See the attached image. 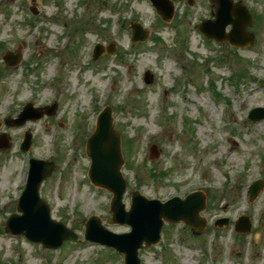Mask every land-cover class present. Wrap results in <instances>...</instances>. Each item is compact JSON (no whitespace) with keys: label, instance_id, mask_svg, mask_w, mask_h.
Masks as SVG:
<instances>
[{"label":"rangeland","instance_id":"rangeland-1","mask_svg":"<svg viewBox=\"0 0 264 264\" xmlns=\"http://www.w3.org/2000/svg\"><path fill=\"white\" fill-rule=\"evenodd\" d=\"M84 1L36 0L39 14L32 18L31 0H0V134L6 132L11 144L0 149V264L124 263L122 254L84 239L93 214L114 232L129 231L106 222L112 193L95 189L87 174L86 141L106 105L121 136L127 208L132 190L166 199L215 188L204 190V232L197 236L183 222L165 223L159 243L140 251L141 264H264V189L249 199L252 182L264 178V119L248 117L252 108L264 107V0H242L254 15L249 31L256 40L248 49L202 39L198 25L213 17L209 0H176L170 23L147 0ZM134 20L147 38L132 45ZM96 43H113L114 50L94 60ZM7 50L21 55L16 66L5 64ZM56 62L61 68L54 78ZM27 101L56 103L57 109L21 125L1 119L8 113L20 118ZM28 129L33 142L21 152ZM152 145L155 159L149 157ZM30 156L55 161L40 195L52 218L77 232L76 242L45 249L3 231L16 211ZM243 213L256 217L249 236L234 234V225L214 226L218 216Z\"/></svg>","mask_w":264,"mask_h":264},{"label":"water","instance_id":"water-1","mask_svg":"<svg viewBox=\"0 0 264 264\" xmlns=\"http://www.w3.org/2000/svg\"><path fill=\"white\" fill-rule=\"evenodd\" d=\"M153 1L163 18L169 20L172 16L170 1ZM214 1L218 5L216 20L205 22L201 29L206 34L211 35V37H216L219 40H229L235 45L252 43L254 37H250L246 31V26L249 24L251 16L246 14V11L240 7V4L234 5L232 3L231 6V0ZM232 15H235V17ZM228 23L233 24V29L229 34L225 32V27ZM134 28L136 39H144L146 34L142 31L141 27L136 25ZM101 50V48H98L97 55L101 53ZM6 60L10 64H15L18 57L13 58L8 53ZM151 79V76L148 74L146 77L147 82H150ZM42 115L43 111L41 109H35L32 105H29L27 111L22 114L19 123L24 122L27 118L36 119ZM249 116L253 120L264 118V108L252 110ZM2 137L0 147H9L7 136L2 135ZM30 145L31 136L27 133L23 149H28ZM88 153L93 163L90 171L92 180L96 184L114 192L111 207L114 216L109 221L114 222L117 218H120L131 222L134 227L130 233L114 234L101 225L97 216H93L86 224L85 237L88 240L113 244L118 250L125 253V264H140L138 248L142 247L143 241L145 240L147 245H150L159 240L163 225L162 217L171 222L183 219L198 229L204 227L205 220L198 213L205 206V197L199 193L191 194L185 200L175 198L166 204L148 201L137 193H134L131 210L129 212L124 210L122 198L126 190V182L120 172L123 159L119 135L112 128V118L109 108L101 116L96 133L89 139ZM52 170V163L43 160H32L28 184L17 207L23 214H13L6 223V229L14 233H23L31 240L43 242L47 247L57 248L62 245L64 240L77 239V234L63 223L52 220L49 205L40 198V184ZM263 186L264 181L262 180L254 183L251 188V199L259 193ZM249 226L248 220L244 217L237 224V229L248 231Z\"/></svg>","mask_w":264,"mask_h":264}]
</instances>
